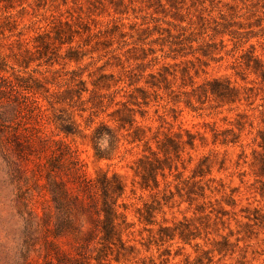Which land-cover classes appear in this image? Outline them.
Segmentation results:
<instances>
[{"label": "rangeland", "instance_id": "374dc122", "mask_svg": "<svg viewBox=\"0 0 264 264\" xmlns=\"http://www.w3.org/2000/svg\"><path fill=\"white\" fill-rule=\"evenodd\" d=\"M67 1L0 5V74L38 86L42 105L19 127L27 136L20 137L26 173L15 177L0 154V264H57V257L81 258L79 251L85 264H264V79L254 73L257 63L264 71V0H178V9L156 10L133 2L122 20L97 0ZM38 35L47 37L46 47ZM214 79L239 88L241 101L187 96ZM125 107L136 123L120 130L114 118ZM71 124L75 135L61 132ZM136 127L142 140L130 143ZM213 130H233L237 143L214 144ZM187 132L196 136L193 149ZM166 136L179 143L180 157L171 153L177 169L158 175V189H143L137 161L147 147L157 152L156 140ZM52 140L69 143L89 175L106 172L123 183L120 211L130 225L123 239L135 247L128 260L118 263L109 253L97 263L74 237L51 234L45 179L36 182L33 172L39 175L37 165L50 156L43 142ZM199 165L203 176L195 175ZM20 196L32 198L45 219L39 235L30 236ZM145 204L153 224L140 219ZM165 227L176 229L173 240L160 238Z\"/></svg>", "mask_w": 264, "mask_h": 264}, {"label": "trees", "instance_id": "16d2710c", "mask_svg": "<svg viewBox=\"0 0 264 264\" xmlns=\"http://www.w3.org/2000/svg\"><path fill=\"white\" fill-rule=\"evenodd\" d=\"M18 1L21 0H0V5L3 3L4 8L9 10L15 8ZM61 1L63 5L68 3L67 0ZM72 1L75 3V0ZM209 1L214 3L215 0ZM91 2V5L97 9L95 2ZM96 2L106 7L107 12H113L114 15L119 16L121 20L128 15L131 8L129 4H133V2H139L147 8L155 10L166 5L178 9L177 5L179 3L178 0H97ZM133 12L135 13V9H133ZM215 23L216 27L220 25L217 22ZM65 25L69 26L68 23H65ZM60 33L56 30V37L61 38ZM46 38L45 35H38L36 41L46 47ZM257 67H254V73L264 79L262 65L257 63ZM17 80L16 82L0 74V154L5 159L8 167L12 169L14 176L21 177L26 173L27 166L24 164L23 146L20 137L27 136L20 132L19 127L25 125L23 122L26 121L28 115L33 114L36 110L41 111L42 105L35 96L41 92V89L38 86L34 88L22 84L21 80ZM164 89L170 91L171 88ZM80 91H87V89H80ZM186 94L189 98L193 97L201 103L207 99H213L222 104H234L241 101V90L239 88L231 87L230 83L218 79L207 81L198 88H192V91L186 92ZM44 99L53 107L48 97L45 96ZM186 103L187 105H193L190 104L189 100ZM132 112L133 110L125 107L120 117L118 119L114 118L118 122L120 130L134 128L136 120ZM71 126L72 124L63 126L61 132L68 136L75 135L76 132L72 130ZM23 130H26V128ZM98 130L97 135H104ZM107 131L106 136L112 140L114 137L112 131ZM143 133L144 131L141 128L136 127L131 135L132 140L130 143L141 141ZM212 137L214 144L237 143V135L233 130H213ZM196 141V136L187 132L185 144L193 149ZM48 144L43 142V147L45 146V150L49 151L50 156L45 163L37 165L39 175L33 172V177L36 182H38V176L45 179L43 187L49 194L51 210L49 213L44 214V217H47L50 221L55 216L54 228L51 230L53 237H74L80 244V249L87 248L94 251L93 259L97 263L107 259L109 253L113 255L114 260L118 263L122 260H128L135 247L127 246V242L123 239V234L130 228V225L125 214L120 211L119 200L125 193V187L119 177L117 175L109 176L106 172H98L95 177L91 176L85 171V164L69 143L63 140H52L50 145ZM156 144L157 152L151 147H147L144 152L148 151V154H143V157L137 161V173L141 178L140 185L143 189H158L160 185L158 175L166 178V170L172 173L173 169H177V166L173 164L171 153L176 158L180 157L178 141L166 136L162 141L156 140ZM261 145L264 147V143ZM97 157L101 159L103 156L98 153ZM204 173L203 166L199 165L195 175L203 176ZM175 177L180 179L179 174ZM184 182L185 184L189 183L188 180ZM192 184L194 185L196 182ZM198 188L200 190L198 195L204 197L203 187L199 186ZM188 194L187 197L189 198L191 192ZM19 202L20 213L24 217L30 236L39 235L42 229L41 220L45 221V219L41 218L31 208L32 198L26 199L20 196ZM138 213L140 219L143 218L147 224H153L150 220L153 217L151 205L145 204L144 209H139ZM175 231L176 229L168 227L162 228L159 230L160 238L167 237L169 240H173L176 234H172V232ZM168 232L171 234H168ZM179 237L185 240L183 232H179ZM45 244L50 243L45 240ZM78 255L81 258H87L81 251ZM81 258L57 257V264H85V261ZM26 264H29L28 258ZM47 264L55 263L48 261Z\"/></svg>", "mask_w": 264, "mask_h": 264}]
</instances>
